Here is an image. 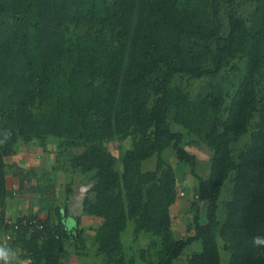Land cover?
<instances>
[{
  "label": "trees",
  "instance_id": "16d2710c",
  "mask_svg": "<svg viewBox=\"0 0 264 264\" xmlns=\"http://www.w3.org/2000/svg\"><path fill=\"white\" fill-rule=\"evenodd\" d=\"M228 67L246 68L234 90L214 80ZM178 75L213 80L194 96ZM185 129L213 149L210 176L197 171ZM51 135L63 138V153L80 150L56 169L86 175L88 188L80 212L60 205L47 218L31 215L43 227L20 224L11 242L26 260L68 264L87 247V214L99 220L93 264L135 263L123 239L131 221L136 234L156 236L157 264H173L196 241L203 249L189 264H222L219 232L229 264H264V247L250 244L264 235V0H0V229L10 228L6 156L37 140L45 149ZM126 138L131 146L112 151ZM171 147L198 180L181 238L177 170L163 159Z\"/></svg>",
  "mask_w": 264,
  "mask_h": 264
},
{
  "label": "rangeland",
  "instance_id": "374dc122",
  "mask_svg": "<svg viewBox=\"0 0 264 264\" xmlns=\"http://www.w3.org/2000/svg\"><path fill=\"white\" fill-rule=\"evenodd\" d=\"M246 72V68L243 67H228L226 68L216 79V81H221L226 89H235L239 83L240 78L242 75ZM212 78H203V79H194L190 78L188 76H181L178 75L176 77V81L179 83H182L186 88L190 89L192 91V94L196 96L201 91L206 90L207 85L212 81ZM230 101V99H229ZM172 126L174 130H180V126L178 124H175L172 121ZM186 132L185 136V143L186 147L192 152L195 153L197 156V171L201 173L203 176L208 177L211 174V158L213 156V149H211L205 142H191L193 136L188 132V130H184ZM63 138H58L56 136H49L46 144V148L44 149V146L40 148L39 151L35 154V150L31 149L32 145L28 146V151H22L21 155L19 157L21 160L20 164L24 166V169H31L32 166H36L39 168H46L48 171H45L43 173V183L46 185L49 183H55V188H59V194L57 201L61 202V196H62V202H64L63 197H66L70 195L69 198H74V201L76 200V205H72V211L77 213L81 211L83 198H81L84 193L86 192L88 186V180L87 176L81 173L73 174L70 171L61 169H55L52 171L53 167L57 163V159H61L62 163H67L69 158L75 154L80 152L79 149H74L69 153H63V146H62ZM132 139L126 138L123 141H113L110 144V148L115 153H118L121 149L124 147H129L132 145ZM244 145V142L237 144L236 148L240 149ZM43 149V150H41ZM20 151V150H19ZM18 151V152H19ZM16 153V152H14ZM14 153H10L6 156V159L9 163V165L13 166L15 162L18 163V158H14ZM63 153V154H62ZM163 159L165 160V165L173 164L177 170V177L180 187V193L181 198L178 199V201L173 205L172 207V214L174 216V232L177 237H185L188 233V225L193 221V203L195 201V192L198 185L197 177L192 172V166L186 163L178 162L176 158V150L171 147L167 149L163 153ZM157 160L158 157L155 156L145 162V169H151L155 168L157 166ZM11 166L9 168H11ZM118 166L120 167L121 164L118 162ZM14 167V166H13ZM17 167V166H16ZM51 167V168H50ZM17 168H20L19 166ZM20 170V169H19ZM44 170V169H43ZM48 172V173H47ZM14 180L17 179L18 175H13ZM10 183H12L13 179L10 178ZM57 181V182H56ZM63 183V186L60 187L61 183ZM69 181L73 182L72 185V193H67V183ZM231 180H227L222 196L220 199L221 202V208L219 210L220 217L223 218L224 216V207L227 203V201L231 198ZM62 194V195H61ZM56 201H54V204ZM207 204L204 203L202 205V219L204 222L207 221ZM53 212V211H51ZM72 225H76V222H71ZM219 232V230H218ZM124 239V248L126 252V256L128 257V260L132 257L136 258V261L134 264H149V262L152 260L157 264L158 262V249L159 245H154L156 241V236L151 235V233L148 232H141L139 234L135 233L134 230V223L131 221L129 223L128 229L125 231V234L123 236ZM160 240V239H159ZM158 240V241H159ZM219 244L221 248L222 253V264H229V257H230V251L227 250L224 246L225 240L220 235L219 232ZM142 249H147L148 252L146 253V258L142 257ZM203 249V244L201 241L193 242L192 244L188 245L184 253L177 258L173 264H189L188 259L189 256L196 251H201ZM77 254L85 255L87 253L86 249H79L75 250ZM97 260H100V257H97Z\"/></svg>",
  "mask_w": 264,
  "mask_h": 264
},
{
  "label": "crops",
  "instance_id": "0c3cea01",
  "mask_svg": "<svg viewBox=\"0 0 264 264\" xmlns=\"http://www.w3.org/2000/svg\"><path fill=\"white\" fill-rule=\"evenodd\" d=\"M31 146L32 150H35V154L37 151L40 150L42 147L39 143V140L30 143L28 145L22 144L16 153H14V158L17 159L22 151H28V146ZM20 150V151H19ZM43 150V149H41ZM19 151V152H18ZM23 157L18 158V163L15 162L13 166L9 165L7 159V163L9 167V180L10 178L13 179L12 183L8 181V188H9V194L7 196L6 201V211L8 216H12L14 218H17L21 215H39L40 217L47 218L50 213H56V209L58 206H70L71 212L72 211V205H76V200L74 201V198H69L68 196L63 197L64 202H62V196H61V202L57 201L59 194V188H55V183H49L45 184L43 183V173L45 171L49 172V169L46 168H39L36 166H32L31 169H24L22 164L20 162L24 161L21 160ZM19 166L20 168H17ZM51 168V167H50ZM20 169V170H19ZM56 167L54 166L52 171H54ZM58 171V169H57ZM47 172V173H48ZM13 175H18L19 177L14 180ZM57 182V181H56ZM61 181L59 182V184ZM63 186V183H61L60 187ZM62 195V194H61ZM54 201L56 203L54 204ZM53 211V212H51ZM75 213V212H73ZM78 213V212H77ZM75 215V214H73ZM82 215V214H81ZM83 219V226L85 229V236L87 237L86 243L87 247L85 248L87 253L85 255L77 254L75 250H72L70 254L67 256L66 261L68 264H93L97 261L96 256V246L93 243V238L95 236V229L97 228V225L99 224V220L95 217H90L87 214L82 215ZM4 229H0V235H3ZM181 238V237H178ZM6 246L11 248L15 255L12 259V261H19L23 264H36L34 262H31V260H26L23 256H21L20 249L16 248L12 242H7Z\"/></svg>",
  "mask_w": 264,
  "mask_h": 264
},
{
  "label": "built area",
  "instance_id": "2783aa9c",
  "mask_svg": "<svg viewBox=\"0 0 264 264\" xmlns=\"http://www.w3.org/2000/svg\"><path fill=\"white\" fill-rule=\"evenodd\" d=\"M5 222L10 228L6 229L3 235H0V245H5L7 242H10L14 238L15 230L20 226V224L30 225L31 231L34 230L35 227H43V221L37 217H33L31 215L23 216L21 219L14 218L12 216H6ZM12 264H23L19 261H12Z\"/></svg>",
  "mask_w": 264,
  "mask_h": 264
},
{
  "label": "clouds",
  "instance_id": "9594fccd",
  "mask_svg": "<svg viewBox=\"0 0 264 264\" xmlns=\"http://www.w3.org/2000/svg\"><path fill=\"white\" fill-rule=\"evenodd\" d=\"M10 134H5V139ZM5 140H0V144L4 143ZM250 244L253 248H260L264 247V235H256L251 238ZM14 251L5 246L0 245V264H12V259L14 257Z\"/></svg>",
  "mask_w": 264,
  "mask_h": 264
}]
</instances>
